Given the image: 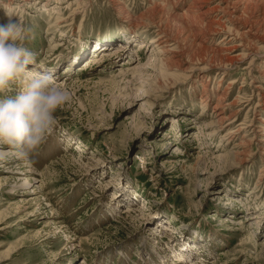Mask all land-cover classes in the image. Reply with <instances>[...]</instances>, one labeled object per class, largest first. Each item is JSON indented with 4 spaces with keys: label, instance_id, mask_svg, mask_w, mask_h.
Returning <instances> with one entry per match:
<instances>
[{
    "label": "rangeland",
    "instance_id": "1",
    "mask_svg": "<svg viewBox=\"0 0 264 264\" xmlns=\"http://www.w3.org/2000/svg\"><path fill=\"white\" fill-rule=\"evenodd\" d=\"M191 1L0 0L68 96L34 163L0 145V264H264V0L203 41ZM159 19L192 71L156 77Z\"/></svg>",
    "mask_w": 264,
    "mask_h": 264
},
{
    "label": "clouds",
    "instance_id": "2",
    "mask_svg": "<svg viewBox=\"0 0 264 264\" xmlns=\"http://www.w3.org/2000/svg\"><path fill=\"white\" fill-rule=\"evenodd\" d=\"M27 34L17 21L0 24V145L30 165L68 96L52 74L35 69V54L24 43Z\"/></svg>",
    "mask_w": 264,
    "mask_h": 264
},
{
    "label": "bare ground",
    "instance_id": "3",
    "mask_svg": "<svg viewBox=\"0 0 264 264\" xmlns=\"http://www.w3.org/2000/svg\"><path fill=\"white\" fill-rule=\"evenodd\" d=\"M207 0H193V2L191 1V3L188 5V8L186 10V12H184L183 14H181L180 17H178V19L187 27L192 28L191 31H194L196 36H200L201 39L203 41L204 37L207 36L208 34H210L208 31L205 32L202 30H200L199 25L205 21V18H207L206 16L208 15V13L210 12L211 9H206L205 7H203L202 4H204ZM244 1L247 2V0H223V6H219L217 8H219V11H221L225 16H228L227 19H225L226 24H229L231 22V18L235 17L234 15L236 14V8L238 7V5H240V2ZM243 13V12H242ZM238 16H236L237 18ZM240 17V16H239ZM238 17V18H239ZM211 21V20H210ZM213 21V20H212ZM252 21V20H251ZM250 21V22H251ZM197 22H200V24L197 25ZM247 23L248 24V28L247 30L243 33V34H250L251 32H254L255 30L257 31L256 27L253 25V23ZM254 22V21H253ZM154 25L157 26V30L159 32L160 37H158L157 41L154 42V45H156V49H158L157 55L154 57L155 59L152 61V66L153 68L156 69V73L157 76L156 77H161V78H165L166 76L169 75V72L172 71V68L177 65L178 67H184V69L186 68L187 70H191V64L192 63H184L183 60H181L177 54H175L174 52V48L170 49L171 47L168 45V38H169V29L166 25H164L162 23V20L159 19L158 22H150ZM204 24V23H203ZM201 24V25H203ZM206 24V23H205ZM208 24V23H207ZM217 24V22H216ZM224 24V23H223ZM225 24V25H226ZM197 26V27H196ZM209 26V25H208ZM208 26L206 28H208ZM212 28V26H209ZM221 27V26H220ZM177 30V29H176ZM228 33L231 34V36H238L237 32H233V30L231 29H227ZM210 31V30H209ZM259 31V29H258ZM172 32V31H171ZM179 34V32H178ZM181 34V32H180ZM188 34V33H187ZM254 34V33H252ZM194 35V36H195ZM181 36V35H180ZM171 37V35H170ZM187 37V36H186ZM175 38V37H174ZM186 39V38H184ZM180 40V39H179ZM183 40V39H182ZM184 41V40H183ZM220 41V40H219ZM223 41V39L221 40ZM220 43V42H219ZM174 44L175 46L178 44L177 43V39L174 40ZM222 46V45H221ZM233 47V46H232ZM95 48H98V50L102 49L103 47H100L98 44L95 45ZM226 50V49H224ZM169 54L170 57L166 58L164 55ZM246 55L244 54L242 57H245ZM188 60V59H187ZM198 61V62H197ZM196 63H199L200 61L197 60ZM193 62V61H192ZM195 63V62H194ZM205 64L201 65V68H198L196 70L198 71H202L204 70V66ZM193 69V68H192ZM248 102V101H247ZM219 117V116H218ZM226 117V116H225ZM224 118V117H223ZM223 118H218L216 123L219 124L220 122L223 121ZM210 126H212V124H210ZM242 129V128H241ZM239 146V145H238ZM31 177L29 176L27 181L30 182ZM184 252L182 253V256L187 252L185 249L183 248Z\"/></svg>",
    "mask_w": 264,
    "mask_h": 264
}]
</instances>
